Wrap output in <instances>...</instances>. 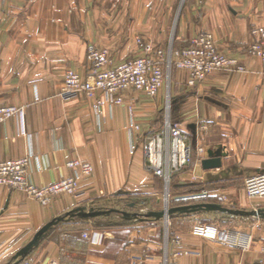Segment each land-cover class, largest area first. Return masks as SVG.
<instances>
[{"label": "crops", "instance_id": "1", "mask_svg": "<svg viewBox=\"0 0 264 264\" xmlns=\"http://www.w3.org/2000/svg\"><path fill=\"white\" fill-rule=\"evenodd\" d=\"M180 1L0 0V106L22 110L0 125V153L9 160L29 158L31 184L43 188L75 177L80 193L58 195L43 206L23 191L0 185V264H15L17 253L43 226L74 209L98 208L119 193H160L142 145L159 131L155 123L166 106L164 90L155 99L129 91L124 104L107 105L101 114L85 96L61 98L68 69L87 77L89 44L108 50L117 64L143 56L146 44L181 49L199 34H211L218 50L245 71L216 72L190 86V73L174 69L172 123L189 134L195 150L205 149L204 160L210 152L222 160L221 168L204 170L197 158L180 179L210 185L211 195L203 202L224 204L225 199L235 208H264V199H250L245 192L246 180L264 171L262 66L248 53L251 28L264 26V0H185L178 11ZM129 105L135 108L132 115ZM133 124H140V132L131 130ZM73 160L90 163L93 173L84 177L69 169ZM218 183L225 186L215 187ZM199 215L172 217L168 239L149 220L144 222L149 226L121 236L115 231L119 227L107 224L112 215L70 219L18 264H165L173 258L176 237L191 252L176 264H264V221L243 226L253 236L252 247L243 251L194 237ZM95 233V241L84 237Z\"/></svg>", "mask_w": 264, "mask_h": 264}, {"label": "built area", "instance_id": "2", "mask_svg": "<svg viewBox=\"0 0 264 264\" xmlns=\"http://www.w3.org/2000/svg\"><path fill=\"white\" fill-rule=\"evenodd\" d=\"M250 34L252 44L248 53L261 62V81L264 87V26L252 27ZM87 60L89 64L87 77L83 78L75 70L68 69L60 95L63 100L85 96L93 101V109L98 114H101L107 105L124 104L125 94L129 91L142 93L151 99L157 98L165 88L172 69L189 72L190 86L204 82L216 72L245 71V67L238 60L229 58L218 50L213 36L209 33L199 34L191 40L189 46L181 49L170 47L168 50H162L146 44L143 56L117 64L113 62L108 50L89 44ZM99 92L103 93V97L98 96ZM134 109L133 105L128 106L130 115L134 114ZM15 115H22V110L13 106H0V125ZM131 130L140 132V124H133ZM142 146L148 170L155 177L162 179L166 186H169L174 175L184 172L191 166L195 153L200 162L204 160L206 153L203 147L197 150L193 148L189 134L180 125L172 123L170 116H166L162 128L154 131L143 141ZM29 165V158L9 160L0 153V185L23 191L43 206L49 205L54 197L61 194L80 195L79 179L75 177L64 178L43 188L31 184L27 178ZM67 167L79 171L80 176L84 177L93 173V166L81 160L68 162ZM245 192L250 199L264 198V171L246 180ZM210 195L209 191H205L201 194L182 196L176 200L197 203L208 200ZM191 234L196 238L221 243L230 249L246 251L253 244L251 233L241 230L224 231L215 223H196ZM98 236L97 233L84 234L86 239L92 241ZM172 244L173 258H166L165 264H176L177 259L191 254L180 247V238L176 237Z\"/></svg>", "mask_w": 264, "mask_h": 264}, {"label": "rangeland", "instance_id": "3", "mask_svg": "<svg viewBox=\"0 0 264 264\" xmlns=\"http://www.w3.org/2000/svg\"><path fill=\"white\" fill-rule=\"evenodd\" d=\"M181 4H182V0L179 2V7H178V11L181 9ZM174 69H172L169 72V76L170 78H167L166 81V85L165 88L163 89L165 97H166V106L165 109L160 113V120L159 122H156L155 124L157 125L156 129H160L161 127V123H163V118H165L166 116H170L171 120L174 121L175 120V112L173 110V104L171 102V96H170V91H171V77L173 74ZM195 162L188 167L184 172L174 175L171 178V181L169 183V186H166V184L161 180L156 178V185L158 186V191H160V193L158 195H142V194H127V193H119L113 200L111 203H101V205H99V207H103L101 208H96L94 206V208L99 209V210H107V209H117L120 210L122 212H127L130 214H137L138 217H134L133 219H129V221H125L126 219L124 218V215L122 213H114L112 214V218L109 219L107 221V224L109 225H115L117 228L118 234H120L121 236H124L125 234H127V232H130L132 230H134L135 228H140V227H147L149 226V224H146L144 222H147L148 220L152 223L150 224H154L159 227V231L160 233L165 236V239H168L169 237V228H170V221L169 223H166L164 220H161L160 223L156 222L155 219H146V216L149 212L151 211H161L164 210L166 207V203H169L170 207H176V206H182V205H186V204H194L191 203V201L186 200V201H177L175 198L176 195H182V196H187L190 194H201L202 192L208 191V189H211L210 185H203V184H197L195 181H184L182 179H180V175L183 174H188L190 171H192V169L194 168ZM151 173V172H150ZM151 175H153L151 173ZM181 184L182 188H180L178 191H175L174 188H172V186L174 187L175 185ZM197 184V185H196ZM224 187L225 185H223L222 183H218L215 185V187ZM223 197V196H221ZM224 198V197H223ZM209 199V198H208ZM256 201H261L264 198H253ZM222 201H225V203L223 204L226 207L229 208H235L233 206H235V203L232 200H225L223 199ZM227 201V202H226ZM131 205H134L133 207ZM236 209H241V208H236ZM246 210V209H245ZM201 215H199L200 217L198 219H194V223H215L218 224L221 229H223L224 231H229V230H241V231H245L243 230V226L244 225H250L252 223L255 222H263V220L258 219V218H241V217H229L231 215L228 214H222V213H218V212H214V213H209V214H205V213H200ZM65 222V221H64ZM165 222L164 224V230L162 229V225L161 223ZM63 223V222H62ZM61 224V223H60ZM193 226V225H192Z\"/></svg>", "mask_w": 264, "mask_h": 264}, {"label": "water", "instance_id": "4", "mask_svg": "<svg viewBox=\"0 0 264 264\" xmlns=\"http://www.w3.org/2000/svg\"><path fill=\"white\" fill-rule=\"evenodd\" d=\"M184 2L185 0L182 1L181 8ZM202 167L204 170L219 169L222 167V160L221 158L214 157L213 153L210 152L209 158L202 161ZM131 206L133 207L134 205ZM202 212H218L241 218H258L264 221V208H258L254 210L236 209L226 207L223 204L211 202H200L176 207H170L169 203H166V207L164 210L151 211L147 214L146 219L164 220L166 223H169L170 219L174 216H190ZM114 213H122L126 220L138 217L137 214L134 215L127 212H122L117 209L99 210L96 208L88 209L84 207L74 209L65 216L55 218L54 220L43 226L36 233L34 238L20 252L17 253L15 257L17 262L15 264H18L20 260L24 259L35 248H37L40 243L48 236V234L54 229V227L59 225L60 223L75 218H80L83 220L95 219L102 216H111Z\"/></svg>", "mask_w": 264, "mask_h": 264}, {"label": "trees", "instance_id": "5", "mask_svg": "<svg viewBox=\"0 0 264 264\" xmlns=\"http://www.w3.org/2000/svg\"><path fill=\"white\" fill-rule=\"evenodd\" d=\"M161 128H162V127H161ZM161 128H160V129H161ZM160 129H158V130H160ZM196 160H197V157H196V153H195L194 158H193V163H194ZM193 163H192V164H193ZM192 164H191V165H192ZM156 178H157V177H156ZM158 179H160V178H158ZM161 180H162V179H161ZM229 217H232V216H229ZM173 218H174V217H173ZM72 220H73V219H72ZM78 220H81V219L78 218ZM125 221H127V220H125Z\"/></svg>", "mask_w": 264, "mask_h": 264}]
</instances>
